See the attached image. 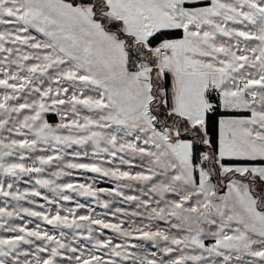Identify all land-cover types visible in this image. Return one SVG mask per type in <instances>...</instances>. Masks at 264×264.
<instances>
[{"label":"snow or ice","instance_id":"snow-or-ice-1","mask_svg":"<svg viewBox=\"0 0 264 264\" xmlns=\"http://www.w3.org/2000/svg\"><path fill=\"white\" fill-rule=\"evenodd\" d=\"M0 264H264V0H0Z\"/></svg>","mask_w":264,"mask_h":264},{"label":"rangeland","instance_id":"rangeland-1","mask_svg":"<svg viewBox=\"0 0 264 264\" xmlns=\"http://www.w3.org/2000/svg\"><path fill=\"white\" fill-rule=\"evenodd\" d=\"M50 119L55 120V117H50ZM101 186H107V184H102Z\"/></svg>","mask_w":264,"mask_h":264}]
</instances>
